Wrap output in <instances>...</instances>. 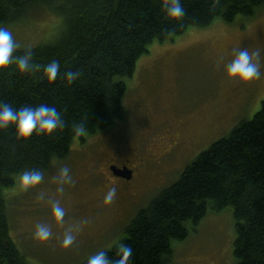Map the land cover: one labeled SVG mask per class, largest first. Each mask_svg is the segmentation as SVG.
<instances>
[{
    "label": "trees",
    "instance_id": "1",
    "mask_svg": "<svg viewBox=\"0 0 264 264\" xmlns=\"http://www.w3.org/2000/svg\"><path fill=\"white\" fill-rule=\"evenodd\" d=\"M185 16L168 20L163 0H0V26L14 23L29 11L45 7L60 15L63 28L56 40L30 48L34 70L0 71V102L15 109L54 106L64 127L52 135L17 139L14 127L0 129V264H28L10 237L4 190L15 185L20 173H44L53 161L67 158L72 144H84L116 120L123 121L127 92L124 81L134 74L137 60L152 42L173 40L192 28L220 19L231 23L237 16H253L264 0H181ZM171 33V35H169ZM29 48H18L22 56ZM58 61L60 74L49 83L44 66ZM79 71L67 84L64 73ZM85 131L77 135L74 125ZM231 206L236 264H264V100L249 119L200 152L146 207L138 210L120 241L103 250L119 259L118 248L128 245V264L173 263L172 243L188 237L209 207ZM89 258L73 264H87Z\"/></svg>",
    "mask_w": 264,
    "mask_h": 264
},
{
    "label": "rangeland",
    "instance_id": "2",
    "mask_svg": "<svg viewBox=\"0 0 264 264\" xmlns=\"http://www.w3.org/2000/svg\"><path fill=\"white\" fill-rule=\"evenodd\" d=\"M3 27L12 32L19 48H32L54 42L63 20L50 8L37 7ZM234 49L259 52L254 57L259 79L228 77L225 65L234 58ZM124 81L123 121L85 137L84 144L74 142L67 158L53 161L39 185L24 190L17 177L15 185L4 190L10 237L28 264H73L111 248L138 210L174 183L200 152L252 117L264 100V4L253 16H237L231 23L217 19L173 40L152 42L137 60L133 76ZM169 134L181 144L161 157L159 146ZM148 153L159 158L160 165L150 161ZM139 158L148 159L147 165L131 180L113 173L111 166L125 162L128 168L136 167ZM63 167L70 169L72 183L62 185L60 192ZM113 186L116 196L105 204ZM52 201L65 209L62 224L52 215ZM41 223L53 232L43 243L34 238ZM186 227L188 237L172 243L170 264H236L231 206L219 211L209 207L193 230L188 222ZM69 229L76 239L63 248Z\"/></svg>",
    "mask_w": 264,
    "mask_h": 264
},
{
    "label": "clouds",
    "instance_id": "3",
    "mask_svg": "<svg viewBox=\"0 0 264 264\" xmlns=\"http://www.w3.org/2000/svg\"><path fill=\"white\" fill-rule=\"evenodd\" d=\"M166 19L172 21H181L185 16V9L181 0H163L161 8ZM171 35V33H169ZM19 48V45L13 38L12 32L7 28L0 26V71H4L10 65L14 64L16 71L28 73L34 70L33 53L29 48L25 50L22 56H14L13 53ZM234 58L225 65V71L230 78H236L243 82H248L260 78V66L254 62V57H259V52L250 53L247 49H234ZM44 74L49 83L54 82L60 74V64L58 61H51L44 66ZM79 71H67L64 78L67 84L71 85L80 77ZM14 127L17 139L28 140L35 133L36 135H52L57 129L64 127V120L61 113L54 106L41 104L37 107L13 108L11 105L0 102V129ZM74 131L77 135H83L85 129L82 124L74 125ZM44 179L41 171H25L19 174L18 180L20 186L27 190L39 185ZM58 183L61 185L58 191L63 192L62 185L72 183L70 169L63 167L60 169ZM117 193L115 186L111 187L105 198L104 203L110 204ZM52 215L55 221L62 224L65 217V209L59 201L51 202ZM53 236L51 227L47 224H37L34 232V238L43 243ZM76 237L73 230L69 229L62 240L61 247H70ZM120 258L112 260L105 251L90 256L87 264H128L132 255V248L128 245H122L118 248Z\"/></svg>",
    "mask_w": 264,
    "mask_h": 264
},
{
    "label": "flooded vegetation",
    "instance_id": "4",
    "mask_svg": "<svg viewBox=\"0 0 264 264\" xmlns=\"http://www.w3.org/2000/svg\"><path fill=\"white\" fill-rule=\"evenodd\" d=\"M157 142H158V140H157ZM180 144H181L180 140L174 139L173 136L169 134L168 137H167V142H164V144H161L159 146V149L163 150V151L159 150V153H158L159 156L166 157V156L170 155L171 151L176 146H179ZM148 155L150 157V161H152L155 165H160L161 161H160L159 158L153 157V153H148ZM138 161L140 162V165H138L136 167L128 168V166H127V164L125 162L122 163L121 165H115V166L118 169H122V168L124 169L125 168V169L129 170V172L131 173V177L129 179H127V180H131L133 178V176H134V172L136 173L137 171H139V173H141L142 170L145 169V166L147 165L148 159L139 158ZM126 162H129V161L126 160ZM110 166L111 165H109L108 168H110ZM124 179H126V178H124Z\"/></svg>",
    "mask_w": 264,
    "mask_h": 264
},
{
    "label": "water",
    "instance_id": "5",
    "mask_svg": "<svg viewBox=\"0 0 264 264\" xmlns=\"http://www.w3.org/2000/svg\"><path fill=\"white\" fill-rule=\"evenodd\" d=\"M112 168V171L113 173L116 175V176H120V177H124L126 179H129L131 177V173L129 172V170L127 169H118L116 168L115 166L111 167Z\"/></svg>",
    "mask_w": 264,
    "mask_h": 264
}]
</instances>
